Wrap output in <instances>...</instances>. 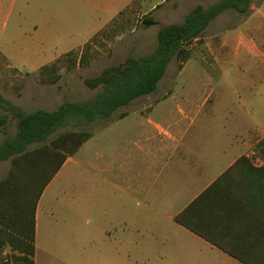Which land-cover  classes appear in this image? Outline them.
<instances>
[{
  "label": "crops",
  "instance_id": "obj_1",
  "mask_svg": "<svg viewBox=\"0 0 264 264\" xmlns=\"http://www.w3.org/2000/svg\"><path fill=\"white\" fill-rule=\"evenodd\" d=\"M132 1L95 8L98 17L80 31L81 44L54 50L45 65L89 43ZM250 6V16L222 30V101H213L216 88L209 85L200 99L171 97L175 115L155 116L160 99L149 112L114 118L116 111L97 121H108L103 130H110L130 120V136L110 139L107 159L97 153L81 162L82 145L61 166L59 186L64 171L82 163L98 175L90 186L91 264H264V2ZM0 51L16 68L30 67L14 64L2 45ZM219 104L222 124L215 125ZM47 187L35 213L34 264H81L87 238H74L75 256L67 259L54 230L59 217L48 209L58 199L42 201Z\"/></svg>",
  "mask_w": 264,
  "mask_h": 264
},
{
  "label": "rangeland",
  "instance_id": "obj_2",
  "mask_svg": "<svg viewBox=\"0 0 264 264\" xmlns=\"http://www.w3.org/2000/svg\"><path fill=\"white\" fill-rule=\"evenodd\" d=\"M108 1L119 4L124 0H0V45L14 64L28 62V71L37 65H45L50 61L54 50L59 54L81 44L84 37L80 31L97 19V11ZM219 1L221 0H166L161 5L162 0H133L124 13L89 43L71 51L74 56L77 55V65L74 68H69L68 59L71 57L65 54L48 64L56 62L59 66V79L54 84L42 83L39 70L28 72L16 68L0 51V93L25 112L53 111L66 102H88L98 90L88 89L84 84L85 79L98 76L106 67L123 63L128 56L139 58L149 55L156 47V36L161 28L182 22L186 14L197 5L208 8ZM262 2L264 0H252L251 3L260 6ZM251 13V8L246 14L229 10L216 17L206 29L202 43H193L194 56L189 61L182 63L173 60L155 92L120 108L114 118L136 110L149 112L150 104L158 99L160 102L154 109L155 116L161 118L168 114L175 115L171 97L178 99L188 94L191 98L200 99L207 94L209 85H215L216 88L213 101H222V30L233 28L236 22ZM145 17L152 18L157 24L144 26L142 20ZM37 42L39 45L35 46L34 43ZM83 53L84 58L80 63ZM182 86L186 89L182 90ZM164 97L170 99L165 100ZM213 109V113L220 118L216 117L211 123L222 124V105ZM2 114L3 111L0 110V116ZM129 121L124 124L120 122L110 130H103L108 121H96L84 127L59 128L49 140L66 130H86L92 133V138L83 144L79 153L82 158L80 161L96 160L97 153L107 159L110 139H120L121 135L130 136V131H126L131 129L126 127L129 126ZM16 131V120L8 115L5 124L0 125V143L6 137L14 136ZM42 144L44 143H34L28 150ZM82 164L84 165H80L77 170L71 167L64 171L61 187L57 173L48 185L42 201L44 204L51 198L58 199L54 203L52 200L47 203L50 212L59 217L54 230L64 246L62 252L66 258L75 256V250L70 245L79 234L87 238L83 244L81 264H91L89 238L94 219L89 213L90 186L98 175L90 170L87 163ZM9 168V160L0 162V180L7 175ZM62 190L71 197L62 198ZM50 241L49 238L45 243ZM10 253L8 248L5 249L6 257Z\"/></svg>",
  "mask_w": 264,
  "mask_h": 264
},
{
  "label": "trees",
  "instance_id": "obj_3",
  "mask_svg": "<svg viewBox=\"0 0 264 264\" xmlns=\"http://www.w3.org/2000/svg\"><path fill=\"white\" fill-rule=\"evenodd\" d=\"M251 2L221 0L208 8L195 6L182 22L158 31L156 47L149 55L128 56L123 63L106 67L98 76L85 79L88 89L98 90L88 102H66L53 111L25 112L0 93V110L3 111L0 125H4L10 115L16 120L17 127L14 136L6 137L0 143V162L10 161L7 175L0 180V264H34L38 201L64 162L73 157L92 134L82 129L66 130L49 138L59 128L84 127L97 120H106L132 100L154 92L173 60L185 63L194 56L193 43H202L206 29L216 17L229 10L246 14ZM142 23L146 27L156 24L149 17ZM73 54H65L71 57L68 59L70 69L77 65V55ZM83 58L84 53L80 63ZM39 71L40 81L44 84H54L59 79L56 62ZM34 143L44 144L28 150ZM175 221L184 224L180 215ZM7 248L11 253L6 257L4 251Z\"/></svg>",
  "mask_w": 264,
  "mask_h": 264
}]
</instances>
